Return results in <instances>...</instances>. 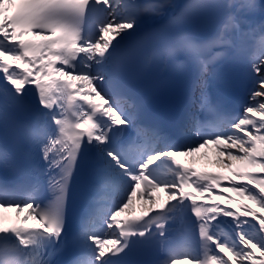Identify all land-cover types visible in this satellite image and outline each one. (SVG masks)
I'll return each mask as SVG.
<instances>
[{
	"label": "snow or ice",
	"instance_id": "6c2138e0",
	"mask_svg": "<svg viewBox=\"0 0 264 264\" xmlns=\"http://www.w3.org/2000/svg\"><path fill=\"white\" fill-rule=\"evenodd\" d=\"M178 261L264 264V0H0V264Z\"/></svg>",
	"mask_w": 264,
	"mask_h": 264
},
{
	"label": "bare ground",
	"instance_id": "6f19581e",
	"mask_svg": "<svg viewBox=\"0 0 264 264\" xmlns=\"http://www.w3.org/2000/svg\"><path fill=\"white\" fill-rule=\"evenodd\" d=\"M191 155H194L195 158H197V161L201 162L202 165L216 164L215 158H216L217 153H216V149H215L214 145L210 144L206 148L200 149L198 152L193 153ZM183 157L184 158H190V156H188V157L183 156ZM219 167L223 170L224 174H228L227 168L223 167V165H219ZM154 195L158 196L160 198V201H162L165 198V194L163 192L158 191V192L154 193ZM141 201H142V205H143L144 201L143 200H141ZM138 204H139V199L137 200V198L134 197L132 207H133V205H135L137 207ZM226 206H228V205H226ZM14 213H15L14 209L4 210L5 223L10 221V219ZM123 215L124 214H122V216ZM181 262H183V261H181Z\"/></svg>",
	"mask_w": 264,
	"mask_h": 264
}]
</instances>
